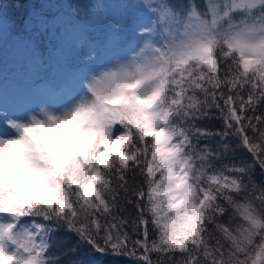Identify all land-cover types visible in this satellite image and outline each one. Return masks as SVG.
<instances>
[{"label":"snow or ice","instance_id":"snow-or-ice-1","mask_svg":"<svg viewBox=\"0 0 264 264\" xmlns=\"http://www.w3.org/2000/svg\"><path fill=\"white\" fill-rule=\"evenodd\" d=\"M149 7L171 34L163 45L154 42L155 51L175 57L163 73L166 118L139 137L131 126L113 129L120 163L104 162L106 171L95 174L102 187L90 196L70 195L67 206L28 211L14 222L0 214V231L16 237L0 246V264H61L51 251L59 232L84 255L111 257V264H264V0ZM150 31L139 19L132 29L145 42ZM209 32L213 40L205 43ZM114 55L111 44L99 54L93 46L83 68L57 64L37 87L80 98L94 66ZM211 120L221 127L209 128Z\"/></svg>","mask_w":264,"mask_h":264},{"label":"clouds","instance_id":"clouds-1","mask_svg":"<svg viewBox=\"0 0 264 264\" xmlns=\"http://www.w3.org/2000/svg\"><path fill=\"white\" fill-rule=\"evenodd\" d=\"M165 38L171 40V34ZM203 39L211 43L213 34ZM174 60L161 59L155 45L144 42L135 60L90 74L84 94L71 105L55 111L41 104L24 119L5 120L9 134L0 135V214L14 222L20 214L67 206L70 195L83 199L93 187H102L96 172L106 171L104 162L120 163L112 151L119 139L112 138L113 129L131 126L139 137L166 118L163 73ZM127 143V138L120 142V151ZM184 192L193 195L188 187ZM15 239L10 228L0 231V246L7 248Z\"/></svg>","mask_w":264,"mask_h":264},{"label":"trees","instance_id":"trees-1","mask_svg":"<svg viewBox=\"0 0 264 264\" xmlns=\"http://www.w3.org/2000/svg\"><path fill=\"white\" fill-rule=\"evenodd\" d=\"M98 1L105 5L109 0H0L3 4L0 10V88L20 90L33 86L39 79L53 76L55 63L76 67L86 61L93 46L98 53L109 32L97 33L96 27L101 25L102 29L107 22L114 24L122 20L120 14L113 16L114 12L105 15L103 22L94 18L95 8L91 6ZM194 1L200 9L201 2ZM81 12L86 13L84 17L79 15ZM50 25L61 33L45 34L43 28ZM116 37L118 44L127 38L120 33ZM205 123L214 130L221 127L217 120ZM55 235L58 244L51 251L59 256L61 264H81V261L111 264V257L93 259L84 255L75 238L65 241L63 232ZM155 238L153 234L152 239ZM121 264H127L126 259L121 258Z\"/></svg>","mask_w":264,"mask_h":264},{"label":"rangeland","instance_id":"rangeland-1","mask_svg":"<svg viewBox=\"0 0 264 264\" xmlns=\"http://www.w3.org/2000/svg\"><path fill=\"white\" fill-rule=\"evenodd\" d=\"M199 1L202 5L200 7L201 10H203L205 4L209 2V0ZM98 2V4L94 3L91 6V9L95 8L93 11V17H96L100 22H103L104 16L110 15V12L116 13L112 14L113 16H117L120 14L125 23L124 26L118 29L116 32L127 38L125 39V46H123L121 50H116L114 47L115 39L109 41V37L116 36L118 34H116L113 30V25L117 22H115L114 24H109V22H107V24L102 29H100L99 27L101 25L97 26V33L104 34L105 32H109L107 35L108 37L106 39L105 47L111 44L114 49L115 55L100 60L94 66L91 74H95L103 68H107L108 66L116 64V61L128 62L139 53L141 45L145 42V40L141 39L139 36L133 35L132 29L137 19L141 20L144 25L152 30L150 31V34H146L148 43L153 45L155 41H159L160 45L167 43L168 40L165 38V34L170 33L169 25L162 21L159 10L152 11L149 6H154L158 9L160 6L167 4L172 6L177 11L185 10L189 5L192 4L198 7L194 0H109L105 5H103L100 1ZM211 2H216V0H211ZM132 4L141 6L135 7ZM60 9L61 7H59V10ZM84 14L86 13L82 14L81 12L79 15L82 16ZM90 15L91 13L88 14V16ZM235 18L237 21H239L241 19L240 14H236ZM43 30H46L45 34L61 33V30L56 27L54 28L53 25H50L47 28L44 27ZM84 65L80 68H83ZM44 80L51 79L46 78ZM39 84L40 82L32 87H25L21 90L15 91L0 89V135L9 134V130L4 125L5 120L24 119L27 113L35 111L41 104H45L53 110L59 109L62 106L71 105L73 101L77 100V98L79 97V92L77 91L66 95L53 97L42 89L38 88L37 86ZM3 218L4 217H0V219Z\"/></svg>","mask_w":264,"mask_h":264}]
</instances>
